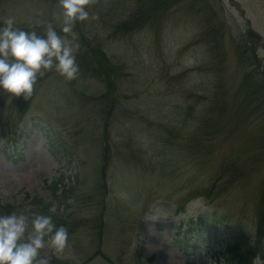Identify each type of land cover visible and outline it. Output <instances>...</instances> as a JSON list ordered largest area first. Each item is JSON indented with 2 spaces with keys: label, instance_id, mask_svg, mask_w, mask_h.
<instances>
[{
  "label": "rangeland",
  "instance_id": "obj_1",
  "mask_svg": "<svg viewBox=\"0 0 264 264\" xmlns=\"http://www.w3.org/2000/svg\"><path fill=\"white\" fill-rule=\"evenodd\" d=\"M87 10L75 79L48 72L27 101L0 89V214L64 226L50 264H226L228 246L264 261V0ZM59 12L0 0V26L63 36Z\"/></svg>",
  "mask_w": 264,
  "mask_h": 264
},
{
  "label": "clouds",
  "instance_id": "obj_2",
  "mask_svg": "<svg viewBox=\"0 0 264 264\" xmlns=\"http://www.w3.org/2000/svg\"><path fill=\"white\" fill-rule=\"evenodd\" d=\"M97 0H58L56 17L61 25L60 35L51 23L44 35L16 26L14 17H7L0 26V89L9 98L30 100L38 78L55 71L68 81L79 72L76 53L79 45L67 38L75 36L76 22L88 21L87 10ZM257 55L264 58V49ZM57 212L55 204L49 209ZM68 246V232L53 222L52 215L11 212L0 214V264H50L49 253L63 255ZM253 264H264L256 257Z\"/></svg>",
  "mask_w": 264,
  "mask_h": 264
},
{
  "label": "trees",
  "instance_id": "obj_3",
  "mask_svg": "<svg viewBox=\"0 0 264 264\" xmlns=\"http://www.w3.org/2000/svg\"><path fill=\"white\" fill-rule=\"evenodd\" d=\"M146 19V17H144ZM130 23V22H128ZM129 25H138V23ZM263 90V89H262ZM3 214V213H2ZM261 218L259 220V232L258 237L264 238V211L261 213ZM254 255L251 253L250 256L246 255L238 246H228V250L226 251V255H224V259L226 260V264H253Z\"/></svg>",
  "mask_w": 264,
  "mask_h": 264
}]
</instances>
